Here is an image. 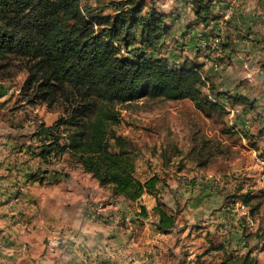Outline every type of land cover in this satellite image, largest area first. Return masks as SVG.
Listing matches in <instances>:
<instances>
[{
    "label": "trees",
    "instance_id": "trees-1",
    "mask_svg": "<svg viewBox=\"0 0 264 264\" xmlns=\"http://www.w3.org/2000/svg\"><path fill=\"white\" fill-rule=\"evenodd\" d=\"M0 0V66L25 65L28 89L41 91L44 101L59 104L66 114L35 133L42 140L37 154L43 161L68 153L101 187L114 197L137 201L144 194L156 197L153 213L161 233L177 223L161 196L165 177H137L131 140L118 133L116 106L143 98L191 100L208 116L223 117L225 106L204 92L219 95L201 67L186 60L175 65L168 58L176 41L169 16L145 0ZM211 0H198L197 23H208ZM112 12L105 14V8ZM264 70V62L261 65ZM221 96V95H219ZM234 103L252 109L245 96ZM230 133V131H226ZM202 145L192 158L203 165L212 155ZM168 156L165 161H170ZM203 163V164H202ZM146 214L142 207L140 215ZM264 238V234H262ZM219 259L202 264H262L252 250H228L210 240Z\"/></svg>",
    "mask_w": 264,
    "mask_h": 264
},
{
    "label": "rangeland",
    "instance_id": "rangeland-1",
    "mask_svg": "<svg viewBox=\"0 0 264 264\" xmlns=\"http://www.w3.org/2000/svg\"><path fill=\"white\" fill-rule=\"evenodd\" d=\"M110 1L103 0L102 5ZM145 1L154 2L174 26L178 38L169 45L171 62L180 65L187 60L198 67L203 63L216 67L203 72L209 84L223 86L224 92L216 93L221 96L214 97L225 106L227 113L223 117L208 116L188 99L143 98L116 106L119 123L114 129L131 140L139 177L146 178L160 169L168 183H186L214 192V198L208 199L212 204L211 220L214 216L218 224L212 240L216 245L223 242L228 250L241 253L252 250L264 264V238L261 237L264 234V165L257 162V157L264 158V78L254 76L253 79L252 75L241 81L232 78L239 64L233 62L234 66L228 69L231 59L221 57L215 49L223 45L220 35L213 27L208 31L206 26H212L211 22L219 17L212 15L208 23H197L198 0ZM89 3L95 5L96 0ZM104 12L111 13L112 7L108 6ZM207 36L212 37L215 48L203 40ZM248 36L250 33L243 32L239 39L250 41ZM202 40L204 43H200ZM241 67L244 71V66ZM216 73L222 81L210 75ZM28 77L24 64L13 61L0 66V173L18 185V194L13 197L21 201V194L29 195L34 215L38 216L43 215L41 208L49 210L58 206L57 201L55 205H45V197L53 194L50 188L65 189L74 184L80 178L82 167L68 153L48 161L37 156L42 140L35 133L42 124L52 125L66 112L59 104L46 103L42 95L36 93L41 91L28 89ZM234 82L236 86L228 87V83ZM250 84L253 89H249ZM204 92L211 94L208 86ZM239 93L252 102L255 107L252 112L244 104L234 103L233 98ZM202 145L212 154L203 165L190 154ZM168 156L171 159L167 162ZM175 172L183 173L185 180L178 178ZM2 198L3 192L0 200ZM242 204L244 208H240ZM219 211L222 215H218ZM15 216L17 223L20 222L21 215ZM201 240H197L199 245L193 243L196 249L201 246ZM184 249L189 252L188 244ZM211 256L219 259L221 253Z\"/></svg>",
    "mask_w": 264,
    "mask_h": 264
},
{
    "label": "crops",
    "instance_id": "crops-1",
    "mask_svg": "<svg viewBox=\"0 0 264 264\" xmlns=\"http://www.w3.org/2000/svg\"><path fill=\"white\" fill-rule=\"evenodd\" d=\"M212 15L219 18L211 22L212 26L206 24L207 30L213 27L223 45L215 48L211 36L203 40L210 42L219 51L218 55L231 59L228 69L234 63L239 64L232 78L240 81L248 79L249 75L253 79L254 76L264 78L261 67L264 62V0H215ZM243 32L250 33V41L239 39ZM203 40L200 43H204ZM201 69L216 67L203 63ZM210 75L222 81L217 73ZM235 82L228 83V87L236 86ZM250 85L249 89H253ZM215 87L217 92H224L223 86ZM254 108L249 110L252 112ZM136 168L138 173L137 164ZM163 173L158 169L146 178L137 177L145 181L154 174ZM175 173L182 179L183 173ZM2 175L1 172L0 196L3 192L4 198L0 200V264H202L212 261V253H217L210 249V240L218 224L214 216L211 220L212 204L208 202L215 195L201 186L196 188L168 181L167 186H161V196L168 210L177 213L176 226L169 233H161L155 225L158 217L153 209L157 199L153 195L146 193L137 201L114 197L109 188L101 187L90 174L81 170L74 184L65 189L50 188L53 194L45 197V205H55L57 201V208H41L43 215L35 216L29 195L21 194V201L13 197L18 194V185ZM101 194L104 196L100 197ZM142 207L146 210L144 215H140ZM17 214L22 217L18 223ZM224 217L225 213L222 219ZM53 234L65 239V245L56 252L49 251L45 245L47 237ZM73 236L78 238L80 246L73 242ZM200 238L204 242L200 241L201 248L196 249L193 243ZM185 244L189 252L184 249Z\"/></svg>",
    "mask_w": 264,
    "mask_h": 264
},
{
    "label": "built area",
    "instance_id": "built-area-1",
    "mask_svg": "<svg viewBox=\"0 0 264 264\" xmlns=\"http://www.w3.org/2000/svg\"><path fill=\"white\" fill-rule=\"evenodd\" d=\"M208 96L211 100H215L213 95L208 94ZM257 162L259 164L264 165V158L257 157ZM244 207L245 206L243 204L240 205V208H244ZM72 239H73V242L76 244V246H80V242L78 241L77 237L73 236ZM45 245L49 251L56 252L57 250H59L60 248H62L65 245V239L61 235L53 234V235H50L49 237H47ZM130 260L133 262L136 261L134 258H130Z\"/></svg>",
    "mask_w": 264,
    "mask_h": 264
}]
</instances>
